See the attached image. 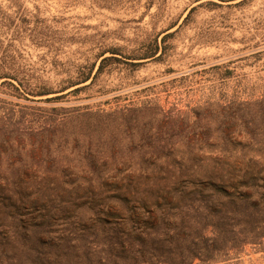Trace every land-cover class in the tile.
<instances>
[{
	"label": "rangeland",
	"instance_id": "1",
	"mask_svg": "<svg viewBox=\"0 0 264 264\" xmlns=\"http://www.w3.org/2000/svg\"><path fill=\"white\" fill-rule=\"evenodd\" d=\"M156 46V56L131 59ZM90 70L88 81L69 87ZM0 76L1 117L62 120L49 133L69 143L54 145L53 156L78 172L85 162L76 140L91 141L123 169H108L101 183L129 182L140 168L151 182L169 181L160 168L211 166L210 157L235 165L234 156L264 148V0H0ZM36 88L53 93L24 91ZM56 96L64 97L48 100ZM8 203L0 198V264L76 261L47 212L21 215ZM80 213L87 222L94 216ZM220 264H264V251L248 246Z\"/></svg>",
	"mask_w": 264,
	"mask_h": 264
},
{
	"label": "trees",
	"instance_id": "2",
	"mask_svg": "<svg viewBox=\"0 0 264 264\" xmlns=\"http://www.w3.org/2000/svg\"><path fill=\"white\" fill-rule=\"evenodd\" d=\"M158 52L156 46L131 59H148ZM112 57L102 59L96 75ZM92 72L69 87L88 81ZM24 91L35 96L53 93L39 88ZM10 118L0 115V198L21 215L30 209L47 212L50 227L57 225L52 231L76 253L72 264H220L239 258L248 246L264 251V148L252 150L248 157L234 156L240 162L235 165L223 156L220 161L210 157L211 166L182 167L175 173L160 168L170 174L169 181L151 182L153 174L140 168L130 176L135 173L146 181L126 176L123 180L129 182L101 183L108 169L118 173L123 169L115 163L110 167L91 141L76 140L74 150L82 151L85 162L78 172L53 156L54 145L63 148L69 143L49 133L59 131L62 120L47 115ZM147 142L142 137L139 148ZM143 159H148L147 153ZM188 159L202 158L191 153ZM104 187L112 193L107 199L101 197ZM31 189L38 193L35 198ZM85 207L94 212L88 222L80 213ZM21 237L30 240L27 233Z\"/></svg>",
	"mask_w": 264,
	"mask_h": 264
}]
</instances>
